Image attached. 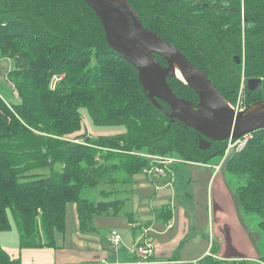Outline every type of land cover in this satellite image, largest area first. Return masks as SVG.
<instances>
[{
	"label": "trees",
	"instance_id": "trees-1",
	"mask_svg": "<svg viewBox=\"0 0 264 264\" xmlns=\"http://www.w3.org/2000/svg\"><path fill=\"white\" fill-rule=\"evenodd\" d=\"M127 1L143 26L203 70L227 102L235 100L242 77L247 104L264 101V0ZM1 59L12 62L6 79L18 102L0 96V232L11 229L12 219L19 250L55 248L68 203L75 204L83 233L96 231L94 216L120 208L118 200L81 198L84 187L129 182L154 156L206 162L223 155L227 140L200 149L205 137L170 122L151 103L136 68L109 47L83 0H0ZM251 78L261 80L259 90L247 89ZM167 83L177 96L197 101L178 78ZM82 110L96 127L122 129L89 133ZM225 161L226 172L239 181L241 212L253 218L264 241V128ZM0 264L24 263L0 246ZM200 264L240 262L207 256Z\"/></svg>",
	"mask_w": 264,
	"mask_h": 264
},
{
	"label": "crops",
	"instance_id": "crops-1",
	"mask_svg": "<svg viewBox=\"0 0 264 264\" xmlns=\"http://www.w3.org/2000/svg\"><path fill=\"white\" fill-rule=\"evenodd\" d=\"M164 158L169 160L152 161L164 173L151 170V163L129 182L114 183L126 185L127 201L116 199L120 208L114 214L94 216L96 231L80 232L74 203L69 207L70 221L67 219L68 203L65 230L55 236L62 242L56 241L55 248H16L12 253L2 247L24 264H137L141 258L136 251L139 245L150 250L145 264H200L207 256L229 263L264 264L262 236L242 214L240 203L234 201L226 161ZM126 202L129 211L120 215ZM100 229L107 232L104 239L115 247L114 251L110 252L108 243L97 235ZM111 231L120 236L117 244L109 237Z\"/></svg>",
	"mask_w": 264,
	"mask_h": 264
},
{
	"label": "water",
	"instance_id": "water-1",
	"mask_svg": "<svg viewBox=\"0 0 264 264\" xmlns=\"http://www.w3.org/2000/svg\"><path fill=\"white\" fill-rule=\"evenodd\" d=\"M83 1L99 19L109 47L136 68L138 82L151 103L170 122L177 121L205 137L198 140L200 149L208 148L210 141L237 139L264 128V102L255 109L248 107L234 111L203 70L180 50L143 26L138 13L127 0ZM154 55L162 56L167 65L162 66ZM235 63H240L238 56ZM168 77L178 78L195 91L197 101L177 96L167 83ZM246 87L249 91H257L261 80L248 79Z\"/></svg>",
	"mask_w": 264,
	"mask_h": 264
},
{
	"label": "rangeland",
	"instance_id": "rangeland-1",
	"mask_svg": "<svg viewBox=\"0 0 264 264\" xmlns=\"http://www.w3.org/2000/svg\"><path fill=\"white\" fill-rule=\"evenodd\" d=\"M12 66V62L10 59H1L0 60V96L3 97V99H5L8 102H18V98H17V92L16 89L12 86L11 83H9V81H7L6 79V72L11 68ZM244 79L243 77L241 78V82L239 85V91L238 94L235 98V100L230 104L229 102H227V105L231 108H233L234 110H239V109H247L248 107H258L259 105H262L263 102H255L253 104H247L246 100H245V95L243 92L244 89ZM82 122L84 124V129L91 133L90 131H97V132H113L116 130H120L122 129L121 127L118 126H109V127H96L92 124L90 117L87 113L86 110H82ZM90 130V131H89ZM222 158V156H218L217 158L213 157L212 159V163H216L218 161H220ZM224 173L225 169L223 168ZM227 177H229V184L231 186L230 190L232 192V195L234 197V201L238 202V198L237 195L235 194V187L237 184H239V181L236 177L229 175L228 173ZM200 188L204 190L205 192V186L202 187V184H200ZM125 188L126 185L125 184H109L108 182H100L97 185L93 186V187H84L82 188L81 192H80V197L87 199L89 201L92 202H99V201H113L116 199H124L125 201H127L125 198L127 197V195H125ZM71 205H73V203H69L68 204V214H67V219L70 221V215H69V207H71ZM129 203H125V206L122 208V211L120 212V215L125 212V211H129L128 207H129ZM247 218V217H246ZM248 219H253V218H248ZM256 220V219H255ZM11 229H9L8 231H4V232H0V246H4L7 247L8 250H10L12 253H14V249L18 248V232L17 229L13 223V220L11 219ZM255 225V222H254ZM258 231V230H257ZM260 233V232H259ZM261 234V233H260ZM98 236L103 238V241L105 243H108L105 241L104 237H106L107 232L104 229H100L99 233H97ZM262 236V235H261ZM57 242L59 241V243H61V238H58L56 240ZM114 246L110 243H108L107 245V249L112 252L114 251ZM261 250L264 251V241H261V245H260ZM112 259V258H110ZM248 264H258L257 262H249Z\"/></svg>",
	"mask_w": 264,
	"mask_h": 264
},
{
	"label": "built area",
	"instance_id": "built-area-1",
	"mask_svg": "<svg viewBox=\"0 0 264 264\" xmlns=\"http://www.w3.org/2000/svg\"><path fill=\"white\" fill-rule=\"evenodd\" d=\"M54 79H56V77H54ZM234 111H243V109H239V110L236 109ZM248 136H249V134H246V135H244L240 138H237V139H233V138L227 139L226 147L224 149V152H223V155H222L220 162H224L226 160V158L230 155V153H232L234 150H236L248 138ZM154 159L156 161H159L160 163H165L166 161L169 160V159L164 158V157H154ZM150 167H151V170H153L155 172L164 173L163 169L159 165L152 164ZM109 237L114 244H117L118 241L120 240V236L116 231H111ZM136 251H137V253L140 254V257H141L140 259L136 260V263L137 264L144 263L148 258V253L150 251L149 248L139 245L136 247Z\"/></svg>",
	"mask_w": 264,
	"mask_h": 264
},
{
	"label": "bare ground",
	"instance_id": "bare-ground-1",
	"mask_svg": "<svg viewBox=\"0 0 264 264\" xmlns=\"http://www.w3.org/2000/svg\"><path fill=\"white\" fill-rule=\"evenodd\" d=\"M175 74L177 75V77H179L180 79H181V76H180V74H179V72L178 71H176L175 70ZM231 104V103H230ZM255 109V108H254ZM227 142V141H226ZM147 154V153H146ZM141 155V154H140ZM161 157H163V156H161ZM171 157V156H170ZM185 162V161H184ZM152 163V162H151ZM152 164H154V163H152ZM143 246V245H142ZM139 255V254H138ZM145 264V263H144Z\"/></svg>",
	"mask_w": 264,
	"mask_h": 264
}]
</instances>
